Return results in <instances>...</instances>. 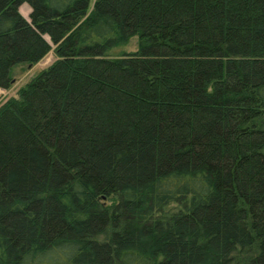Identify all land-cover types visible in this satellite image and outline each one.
<instances>
[{"label":"trees","instance_id":"16d2710c","mask_svg":"<svg viewBox=\"0 0 264 264\" xmlns=\"http://www.w3.org/2000/svg\"><path fill=\"white\" fill-rule=\"evenodd\" d=\"M90 1L0 0V264H264V0Z\"/></svg>","mask_w":264,"mask_h":264},{"label":"rangeland","instance_id":"374dc122","mask_svg":"<svg viewBox=\"0 0 264 264\" xmlns=\"http://www.w3.org/2000/svg\"><path fill=\"white\" fill-rule=\"evenodd\" d=\"M95 0L90 1V9ZM89 9V11H90ZM21 14L28 19L30 8L27 4H22L19 7ZM137 49V37H131L127 44L114 49V55L132 52ZM55 59V54L51 50L45 57L33 65H21L16 67L13 71V82L8 89L0 88V104L9 97H17V92L20 87L29 82L36 74L48 67Z\"/></svg>","mask_w":264,"mask_h":264},{"label":"water","instance_id":"95a60500","mask_svg":"<svg viewBox=\"0 0 264 264\" xmlns=\"http://www.w3.org/2000/svg\"><path fill=\"white\" fill-rule=\"evenodd\" d=\"M31 64H29V66H30ZM102 198H104V197H102Z\"/></svg>","mask_w":264,"mask_h":264}]
</instances>
